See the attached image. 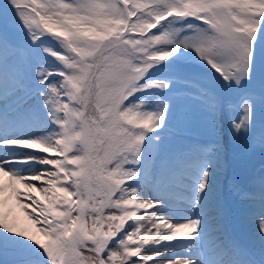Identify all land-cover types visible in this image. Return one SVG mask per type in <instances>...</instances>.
<instances>
[{"label": "snow or ice", "instance_id": "snow-or-ice-1", "mask_svg": "<svg viewBox=\"0 0 264 264\" xmlns=\"http://www.w3.org/2000/svg\"><path fill=\"white\" fill-rule=\"evenodd\" d=\"M242 141L264 0H0V264H264V173L255 251L226 218Z\"/></svg>", "mask_w": 264, "mask_h": 264}, {"label": "rangeland", "instance_id": "rangeland-1", "mask_svg": "<svg viewBox=\"0 0 264 264\" xmlns=\"http://www.w3.org/2000/svg\"><path fill=\"white\" fill-rule=\"evenodd\" d=\"M237 167L248 169L251 176L247 183H241L236 179L234 169ZM262 172H264V150H262L259 145L252 149H248L246 143L242 141L239 144L229 147V161L225 172L227 179L223 181L226 218L233 239L242 248L249 251L256 250V244L251 235L250 226L246 220L250 201L242 199L239 193L242 191H256V189L252 187L253 178L255 176L259 177ZM228 180L232 181L234 185L233 188H229ZM28 202L30 203V201ZM17 211L22 217L23 214L19 213V210ZM235 232L236 234H234Z\"/></svg>", "mask_w": 264, "mask_h": 264}]
</instances>
